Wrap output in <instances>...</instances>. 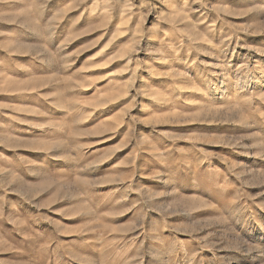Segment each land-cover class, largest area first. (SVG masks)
<instances>
[{"label": "rangeland", "instance_id": "obj_1", "mask_svg": "<svg viewBox=\"0 0 264 264\" xmlns=\"http://www.w3.org/2000/svg\"><path fill=\"white\" fill-rule=\"evenodd\" d=\"M0 264H264V0H0Z\"/></svg>", "mask_w": 264, "mask_h": 264}]
</instances>
